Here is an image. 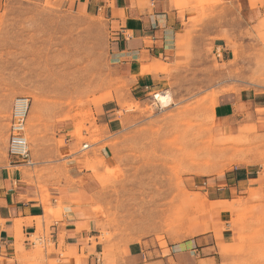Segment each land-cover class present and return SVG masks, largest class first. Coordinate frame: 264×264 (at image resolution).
<instances>
[{
	"label": "rangeland",
	"instance_id": "obj_1",
	"mask_svg": "<svg viewBox=\"0 0 264 264\" xmlns=\"http://www.w3.org/2000/svg\"><path fill=\"white\" fill-rule=\"evenodd\" d=\"M177 1L198 8V15L190 18L197 38L189 36L184 60H156L164 63L158 68L166 73L164 83L140 99L132 96L130 80L114 63V34L104 12H87L59 0H2L0 6V167L12 160L8 136L13 100L27 95L26 135L33 164L20 168L40 198L48 199L55 217L64 208L53 207L49 189L56 188L71 152L66 137L76 138L77 149L85 152L84 144L104 136L95 107L106 100L120 107L124 130L105 143L115 146L117 165L101 171L98 158L87 159L95 176H107L92 208L100 236L91 240L93 246L97 239L103 245L97 253L100 264H134L127 259L133 243L141 244L145 253L137 264H176L171 247L191 238L208 212L212 177L237 163L256 162L264 168V134L256 125L241 127L234 136L214 131L220 93L264 85V12L254 24L240 25L232 2ZM259 3L264 7V0ZM209 5L220 6L206 12ZM227 11L230 18L224 24ZM209 18L211 28L221 32L203 29ZM167 91L173 100L162 107L155 95ZM242 203L234 200L230 206L231 221L239 229L223 245L221 264H264V212L257 204ZM210 211H217L213 202ZM39 222L33 251L19 258L22 264H58L47 255L52 245L36 238L44 233L41 218Z\"/></svg>",
	"mask_w": 264,
	"mask_h": 264
},
{
	"label": "crops",
	"instance_id": "obj_2",
	"mask_svg": "<svg viewBox=\"0 0 264 264\" xmlns=\"http://www.w3.org/2000/svg\"><path fill=\"white\" fill-rule=\"evenodd\" d=\"M59 1L87 12L102 11L109 18L114 34L110 41L112 58L120 73L130 80L132 96L138 99L164 83L166 73L158 72L164 63L156 60L163 59L168 64L184 60L189 36L198 31L194 30L190 19L198 15V8L192 4L183 6L177 0ZM225 1L234 3L238 19L239 15L241 18L240 25L254 24L264 12L259 0ZM219 6H206L205 11L219 9ZM224 8L227 10L228 5ZM228 14L230 11L224 14V24L229 21ZM211 20L205 21L203 29L221 32L211 28ZM196 38L193 36V40ZM260 86L251 84L218 95L214 107L217 134L234 136L241 127L249 125H256L258 133L264 134V85ZM119 110L118 104L109 100L95 107L96 122L104 136L98 143L87 145V156L86 151L77 149L76 138L66 137L71 152L66 156L63 175L58 178L56 188L50 186L49 189L53 207L62 205L64 208L59 217L54 216L56 212L48 199L40 198L38 188L31 184L21 165L10 162V166L0 167V264H22L19 257L32 252L36 245L32 237L41 226L40 218L44 231L41 240L54 249L46 253L49 258L58 260V264L101 263L97 253L102 252L103 245L97 239V245L93 246L91 240L100 236L99 219L92 208L107 176L101 173L95 176L87 166V159L98 158L101 171L117 165L115 146L105 143L124 130ZM63 131L66 133L65 127ZM212 180L206 203L209 210L194 226V235L171 247V257L176 264L222 263L225 257L222 247L233 241L235 229H239L231 221L232 201L241 200L247 206L257 204L260 212H264V168L258 163H237ZM211 202L217 211H210ZM92 250L96 254L89 253ZM128 251L130 263L137 264L145 257L139 243L130 244Z\"/></svg>",
	"mask_w": 264,
	"mask_h": 264
},
{
	"label": "built area",
	"instance_id": "obj_3",
	"mask_svg": "<svg viewBox=\"0 0 264 264\" xmlns=\"http://www.w3.org/2000/svg\"><path fill=\"white\" fill-rule=\"evenodd\" d=\"M31 98L18 95L14 98L9 114L8 154L10 162L17 165H32L30 146L27 138V120ZM88 144H84L87 148ZM41 240V236L37 237Z\"/></svg>",
	"mask_w": 264,
	"mask_h": 264
},
{
	"label": "bare ground",
	"instance_id": "obj_4",
	"mask_svg": "<svg viewBox=\"0 0 264 264\" xmlns=\"http://www.w3.org/2000/svg\"><path fill=\"white\" fill-rule=\"evenodd\" d=\"M155 98L157 100V103L160 104V106H162V107L170 105L172 103V100H173L171 94L169 93V91H167L165 93H157L155 95ZM30 106H31V104H30ZM29 112H30V110H29Z\"/></svg>",
	"mask_w": 264,
	"mask_h": 264
}]
</instances>
